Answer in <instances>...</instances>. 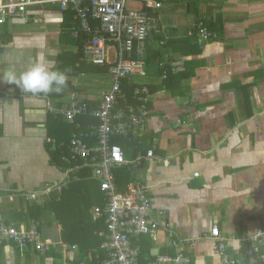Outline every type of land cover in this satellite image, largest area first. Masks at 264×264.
Instances as JSON below:
<instances>
[{"label": "crops", "instance_id": "crops-1", "mask_svg": "<svg viewBox=\"0 0 264 264\" xmlns=\"http://www.w3.org/2000/svg\"><path fill=\"white\" fill-rule=\"evenodd\" d=\"M156 1L161 7L152 15L157 28L147 42L146 76L123 86L130 100L127 90L148 87L149 113L137 138L112 139L127 161L151 149L155 157L137 167L114 168L117 188L123 192L131 181L146 188L151 218L194 240L186 248L190 264H219L217 243L208 238L212 226L229 257L264 264V245L247 257L240 242L264 231V0ZM27 13V23L15 19L0 26V73L11 68L19 74L43 55L67 82L61 92L47 95L0 82V222L29 226L34 220L55 245L40 254L7 243L0 264H100L105 225L93 223L91 211L104 199L90 168L76 170L59 199L52 194L26 202L14 193L40 190L64 176L52 158L63 144L58 147L54 138H66L74 125L49 114L48 100L59 106L77 93L97 106L109 87L105 68L81 61L82 41L70 35V12L47 3ZM198 22L210 34L206 43L189 34ZM75 122L81 130L98 123L85 117ZM61 156L63 161L68 154ZM167 244L162 230L155 242L147 236L132 242L139 248V264H160L159 256L172 253Z\"/></svg>", "mask_w": 264, "mask_h": 264}, {"label": "built area", "instance_id": "built-area-1", "mask_svg": "<svg viewBox=\"0 0 264 264\" xmlns=\"http://www.w3.org/2000/svg\"><path fill=\"white\" fill-rule=\"evenodd\" d=\"M130 2L139 6L129 7ZM47 3L56 4L60 13H71L73 23L69 32L73 38L82 41L81 61L105 68L109 87L100 93L95 108H91L77 93L71 96L67 104L59 106H54L48 100V113L61 116L69 124H75L77 118L87 114L98 123L87 126L85 130L75 124L77 132L72 134L68 143V156L63 158L68 167L61 180L34 192L14 193L26 202L34 201L40 196L48 198L52 194L59 199L68 188L71 175L81 167L90 168L104 199L102 205L91 211V221H103L105 225L103 248L106 254L100 264H139V248L133 246L132 242L143 236L155 242L160 230L166 232L167 246L172 253L159 256L158 262L190 264L186 248L194 240L183 239L174 234L168 222L153 220L146 188L131 181L121 192L117 188L113 172L116 167L126 164L137 167L142 159L151 160L155 157L151 149L144 157L127 161L122 148L113 143L112 139L125 138L131 141L143 131L149 113L150 91L146 85H137L132 90L130 100L124 93L123 86L125 83L132 84L136 77L146 76L147 42L150 34L157 28L156 19L152 15L160 9L161 3L156 0H0V26L15 19L27 23L30 21L28 8ZM192 33L197 34L201 43H206L210 38L202 22L190 25L189 34ZM46 141L54 144V140L50 138ZM89 141L93 143L89 144ZM73 161L75 164H72ZM208 238L217 243L219 264H241V260L233 259L225 253L224 239L216 226L210 228ZM240 242L245 247V255L252 257L264 245V231L258 230L245 235L240 238ZM4 243H12L24 251L33 250L40 254L48 253L55 245L42 235L34 220L29 226L0 222V246Z\"/></svg>", "mask_w": 264, "mask_h": 264}, {"label": "clouds", "instance_id": "clouds-1", "mask_svg": "<svg viewBox=\"0 0 264 264\" xmlns=\"http://www.w3.org/2000/svg\"><path fill=\"white\" fill-rule=\"evenodd\" d=\"M0 82L14 85L25 93L47 95L61 92L67 81L66 74L55 69L53 61L39 55L19 74L6 68L0 73Z\"/></svg>", "mask_w": 264, "mask_h": 264}, {"label": "trees", "instance_id": "trees-1", "mask_svg": "<svg viewBox=\"0 0 264 264\" xmlns=\"http://www.w3.org/2000/svg\"><path fill=\"white\" fill-rule=\"evenodd\" d=\"M100 69V72H102L103 71V69H101V68H99ZM127 92H128V94L127 95H131V93H132V90H127ZM129 99V98H128ZM92 108H95L96 106H91ZM83 117H85V118H89V119H91V120H94L95 121V123H97V120L95 119V118H93L90 114H87V115H85V116H81L80 118H83ZM75 124H77L76 122H75ZM75 124H73L74 125V127H75ZM97 125V124H96ZM74 127L73 126H69V132L67 133V137L66 138H61V137H58V138H54L55 139V141H56V144H57V146L59 147L60 145H61V143L63 144L62 146H60V149H58V148H56L55 150H54V152H53V159L55 160V162L58 164V165H60V167L62 168V170H65L67 167H68V164H66L65 162H63L62 161V159H61V155H66V154H68V151H67V149L65 148V145L70 141V138H71V135L73 134V133H75V132H77V130H75L76 129V127H75V129H74ZM90 142V141H89ZM114 142L116 143V144H118L117 142H118V140L117 139H115L114 140ZM118 145H120V144H118ZM120 147H121V145H120ZM122 148V147H121ZM56 157V158H55ZM72 164H75V163H73L72 162ZM82 169H87L86 167L85 168H82ZM88 170V169H87ZM97 191H99V186H98V190ZM99 205H101V204H99ZM99 205H97V206H99ZM4 245H6V243H4L3 245H1L0 246V249L4 246ZM15 246V245H14ZM15 248L18 250V251H20V252H24V250H22V249H20V248H18V247H16L15 246ZM26 251V250H25ZM50 252V251H49ZM48 252V253H49ZM45 254H47V253H45Z\"/></svg>", "mask_w": 264, "mask_h": 264}, {"label": "rangeland", "instance_id": "rangeland-1", "mask_svg": "<svg viewBox=\"0 0 264 264\" xmlns=\"http://www.w3.org/2000/svg\"><path fill=\"white\" fill-rule=\"evenodd\" d=\"M129 7H138L139 5L137 3H134V2H130L128 4ZM161 15V11L159 12V16ZM178 22V21H177ZM179 23V22H178ZM180 24H183L185 25L186 23L185 22H181ZM162 37V36H159V38ZM96 192L93 193L92 197L90 198V202H93L94 204L97 202V198H96ZM92 203V204H93Z\"/></svg>", "mask_w": 264, "mask_h": 264}, {"label": "water", "instance_id": "water-1", "mask_svg": "<svg viewBox=\"0 0 264 264\" xmlns=\"http://www.w3.org/2000/svg\"><path fill=\"white\" fill-rule=\"evenodd\" d=\"M188 7V6H187ZM153 17H155V15H153Z\"/></svg>", "mask_w": 264, "mask_h": 264}, {"label": "bare ground", "instance_id": "bare-ground-1", "mask_svg": "<svg viewBox=\"0 0 264 264\" xmlns=\"http://www.w3.org/2000/svg\"><path fill=\"white\" fill-rule=\"evenodd\" d=\"M258 231V230H257ZM261 231H263V230H261Z\"/></svg>", "mask_w": 264, "mask_h": 264}]
</instances>
